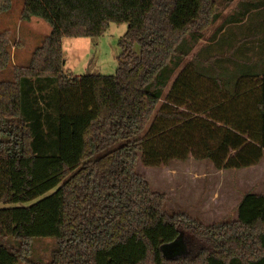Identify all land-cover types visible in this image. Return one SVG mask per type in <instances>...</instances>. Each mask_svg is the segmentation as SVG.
Masks as SVG:
<instances>
[{"label": "trees", "instance_id": "1", "mask_svg": "<svg viewBox=\"0 0 264 264\" xmlns=\"http://www.w3.org/2000/svg\"><path fill=\"white\" fill-rule=\"evenodd\" d=\"M233 1L24 0L21 20L51 32L0 82V203L13 206L0 209V264H34V239L57 242L48 264H264V193L204 226L168 213L136 172L138 161L238 171L264 159V32L244 7L205 40ZM111 23L128 26L115 75L66 72L62 40L100 38ZM185 236L191 253L166 256Z\"/></svg>", "mask_w": 264, "mask_h": 264}, {"label": "rangeland", "instance_id": "2", "mask_svg": "<svg viewBox=\"0 0 264 264\" xmlns=\"http://www.w3.org/2000/svg\"><path fill=\"white\" fill-rule=\"evenodd\" d=\"M22 10L23 0H12L11 9L0 14V35L7 33L11 50L9 64L0 71V82L12 81L14 68H27L32 53L42 46L51 32L50 26L41 19L22 21ZM231 11L232 5L221 14V20L206 32L205 40L212 36ZM127 30L126 24L111 23L100 38H64L62 55L65 71L72 76L115 75L122 53L120 40ZM201 44L208 43L202 41ZM134 51H140L137 44ZM136 172L153 192L165 195L168 213L183 214L204 226L236 220L240 199L247 193L264 192V159L256 167L238 171L217 170L211 163L196 161L192 157L186 161H173L160 168H148L138 161ZM12 207L0 203V209ZM10 240L17 248L18 244ZM194 246V240L185 236L182 242L164 246L163 251L166 256L175 257L191 253ZM56 248L54 239H34L30 242L28 261L48 264Z\"/></svg>", "mask_w": 264, "mask_h": 264}, {"label": "crops", "instance_id": "3", "mask_svg": "<svg viewBox=\"0 0 264 264\" xmlns=\"http://www.w3.org/2000/svg\"><path fill=\"white\" fill-rule=\"evenodd\" d=\"M11 5H12V2H11ZM23 6H24V0H23ZM244 7H249L250 15L251 17H253L252 19L253 34H257L258 32H264V0H234L232 4V11H231L232 13L230 14H232L234 17H237L239 12H241V9H244ZM8 11H5V12H8ZM244 32H245L244 30L240 31L241 34H243ZM263 193H260V194H263ZM242 198L240 199L239 203L241 202Z\"/></svg>", "mask_w": 264, "mask_h": 264}]
</instances>
